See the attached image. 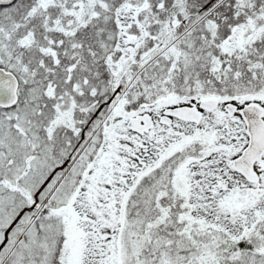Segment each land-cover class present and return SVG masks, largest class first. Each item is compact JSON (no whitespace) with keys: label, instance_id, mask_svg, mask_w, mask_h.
<instances>
[{"label":"snow or ice","instance_id":"snow-or-ice-1","mask_svg":"<svg viewBox=\"0 0 264 264\" xmlns=\"http://www.w3.org/2000/svg\"><path fill=\"white\" fill-rule=\"evenodd\" d=\"M0 264H264V0H0Z\"/></svg>","mask_w":264,"mask_h":264}]
</instances>
